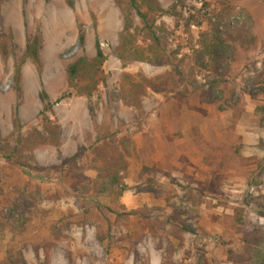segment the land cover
I'll return each instance as SVG.
<instances>
[{"label": "rangeland", "instance_id": "obj_1", "mask_svg": "<svg viewBox=\"0 0 264 264\" xmlns=\"http://www.w3.org/2000/svg\"><path fill=\"white\" fill-rule=\"evenodd\" d=\"M180 1L158 0L164 11L176 4L183 18L190 14L203 23L186 29L180 20L175 29L173 18L163 15L157 26L166 29L158 35L168 53L190 56L196 82L207 90L213 73L196 67L194 52L203 49L201 34L211 36V24L219 26L227 59L216 88L221 101L206 105V97L149 90L137 111L121 101L122 75L153 78L168 66L123 64L115 56L123 24L114 0H0V36L9 49L0 56V146L13 153L10 161L0 156V217L8 223L32 218L17 247L25 264H160L167 248L174 251L172 264H228L226 250L240 237L235 208H245L247 192L264 195V181L247 184L264 158V127L255 116L264 106V0ZM134 22L139 25L137 17ZM34 35L41 70L26 60L17 88L14 66ZM96 42L105 56V82L90 99L56 103L66 91V66L93 58ZM41 91L60 124V146L30 150L29 137L45 135ZM98 140L103 154L118 156L115 183L98 184L89 168L95 162L103 170L92 151ZM81 174L89 180L82 185ZM248 216L264 224L256 213ZM168 217L190 232L172 236Z\"/></svg>", "mask_w": 264, "mask_h": 264}, {"label": "trees", "instance_id": "obj_2", "mask_svg": "<svg viewBox=\"0 0 264 264\" xmlns=\"http://www.w3.org/2000/svg\"><path fill=\"white\" fill-rule=\"evenodd\" d=\"M116 7L122 15V29L118 34V43L114 50L115 56L123 63L129 64L133 62H145L156 66H168V71L162 75L146 78L142 74L128 75L123 74L119 85L121 101L125 107L133 108L141 111V98L144 97L147 91H152L157 94L172 95L182 94L183 96L190 97L197 96L198 99L206 97L207 99L202 104L213 105L219 104L221 101L222 91L216 90L221 84L222 68H227V60L221 51V43L217 29L219 26L211 24V36L208 34H201L203 37L202 50L194 52L197 62L200 61L196 67H200L203 71H210L213 73V85L208 86L207 90L196 82L195 68L191 67L190 56L182 55L177 58L178 50L168 53L162 43L158 32L165 31L164 25L157 26V19L160 16L168 15L174 20V28L178 27L180 20L184 22V26L188 29L191 23L201 26L203 18L196 20L194 16L188 14L183 18L180 12H176V4L172 5L169 11H164L158 0H114ZM183 4V0L180 1ZM205 8V6L203 7ZM134 17L138 18L139 25L134 22ZM211 37V44H207V38ZM83 35L80 33L78 36L79 42H83ZM139 43L141 45H139ZM39 44L40 37L34 35L27 37L24 52L17 60L14 66V81L15 85L19 87L20 67L26 61H30L40 72L42 63L39 60ZM230 49V48H228ZM232 50V48H231ZM9 54L7 39L0 36V56L1 58L7 57ZM208 55V60L204 61L202 57ZM105 61V56L100 49L99 44L95 43V55L91 59L79 57L72 63L68 64L65 68V84L66 91L57 99L56 103L65 101L71 98H86L90 99L100 84L105 82V75L102 70V65ZM39 99L43 105L39 117L43 125L45 135L39 133L28 142L30 150L38 146L59 147L60 146V126L55 120H50L49 115L52 114L47 95L41 91ZM201 103V102H200ZM227 104V103H226ZM232 105L228 104V108ZM220 111L224 109L219 108ZM260 115V124L264 127V106L257 107L255 116ZM91 120L93 115L90 114ZM20 142V140H19ZM100 140L96 141L92 148L93 153L96 155V160L99 161L103 170L95 164L89 166L96 172L98 184H103L106 180H111L113 183L117 180V163L118 156L103 154L102 147H99ZM104 144V143H103ZM104 146V145H103ZM16 150V149H15ZM14 151V150H13ZM0 156L6 161H10L13 153L8 147L0 146ZM77 156L68 160L72 164ZM121 162H123L121 160ZM74 167V166H73ZM76 177V176H75ZM81 185L83 182L89 180L82 174L77 181ZM264 181V158L259 160L256 169L252 172V176L247 181L249 187L260 186ZM245 208L237 207L234 210L235 230L240 234L239 240L236 241L235 248L227 249L225 256L228 264H264V224L259 221L251 220L249 213H256L258 217L264 218V195L251 196L246 193ZM41 214L44 211L38 210ZM136 212H129L126 215H133ZM183 213L176 212L175 216H180ZM32 218L25 217L19 218L13 222L2 220L0 217V246L2 258L0 264H25L21 253L18 250L19 239L26 233L27 229L32 225ZM165 224L171 227L172 236L180 239L179 234L190 232L188 228L179 224L176 219L168 217ZM9 233L10 238L6 239ZM97 240L102 242L104 237L97 234ZM220 240V239H218ZM222 247H227L233 242L219 241ZM172 248H167L165 257L160 264H172L171 258L173 256ZM196 264V263H195ZM200 264V263H197ZM203 264H206L204 262Z\"/></svg>", "mask_w": 264, "mask_h": 264}, {"label": "crops", "instance_id": "obj_3", "mask_svg": "<svg viewBox=\"0 0 264 264\" xmlns=\"http://www.w3.org/2000/svg\"><path fill=\"white\" fill-rule=\"evenodd\" d=\"M261 85H263V83L261 84ZM264 87V86H263ZM260 98L262 97V95L261 96H259ZM249 98V97H248ZM70 101V100H69ZM70 102H72V100L70 101ZM71 105V104H70ZM264 105V104H263ZM72 109V108H71ZM74 110V109H73ZM74 112V111H73ZM89 117H90V115H89ZM49 118H51L52 120H54V117L53 116H51V115H49ZM90 120H91V118H90ZM58 124H59V122H58ZM60 125V124H59Z\"/></svg>", "mask_w": 264, "mask_h": 264}]
</instances>
